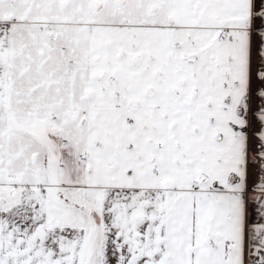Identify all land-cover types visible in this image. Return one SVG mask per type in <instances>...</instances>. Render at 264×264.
I'll return each instance as SVG.
<instances>
[{"label": "snow or ice", "instance_id": "obj_1", "mask_svg": "<svg viewBox=\"0 0 264 264\" xmlns=\"http://www.w3.org/2000/svg\"><path fill=\"white\" fill-rule=\"evenodd\" d=\"M0 264H264V0H0Z\"/></svg>", "mask_w": 264, "mask_h": 264}]
</instances>
